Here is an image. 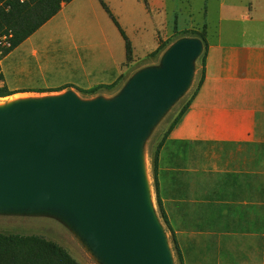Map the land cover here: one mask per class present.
<instances>
[{
  "label": "water",
  "instance_id": "water-1",
  "mask_svg": "<svg viewBox=\"0 0 264 264\" xmlns=\"http://www.w3.org/2000/svg\"><path fill=\"white\" fill-rule=\"evenodd\" d=\"M198 40L171 47L162 70L113 103L74 94L0 112V207L65 209L103 264H172L152 214L139 142L188 87Z\"/></svg>",
  "mask_w": 264,
  "mask_h": 264
},
{
  "label": "rangeland",
  "instance_id": "rangeland-1",
  "mask_svg": "<svg viewBox=\"0 0 264 264\" xmlns=\"http://www.w3.org/2000/svg\"><path fill=\"white\" fill-rule=\"evenodd\" d=\"M102 1L131 41L132 59H127L125 43L100 1L75 0L63 5L49 22L16 49L11 50V44L4 42L0 49V88L6 87L13 93L0 98L4 105L13 100L40 103L70 93L83 103H113L135 77L162 70L174 44L188 39L202 43L200 36L205 32L202 10L207 0ZM221 1L208 0L212 20ZM203 52L204 48L193 63L188 87L149 126L139 142L142 166L144 162L149 166L153 192L149 205L172 264H264V245L248 246L237 239L214 238L209 247L201 226L192 229L195 221H201L203 209H183L189 212L191 232L197 236L180 237V243L176 244L177 238L164 222L158 206L152 172L154 153L197 88ZM165 210L170 220L172 209ZM0 233L43 236L71 250L80 264H102L76 219L62 208L0 207Z\"/></svg>",
  "mask_w": 264,
  "mask_h": 264
},
{
  "label": "crops",
  "instance_id": "crops-1",
  "mask_svg": "<svg viewBox=\"0 0 264 264\" xmlns=\"http://www.w3.org/2000/svg\"><path fill=\"white\" fill-rule=\"evenodd\" d=\"M218 5L213 20L208 0L203 6L209 45L205 81L161 151L159 195L164 209H172L169 222L177 244L180 237H196L191 230L201 226L209 247L214 238L261 246L264 0ZM183 209H203L194 228Z\"/></svg>",
  "mask_w": 264,
  "mask_h": 264
},
{
  "label": "trees",
  "instance_id": "trees-1",
  "mask_svg": "<svg viewBox=\"0 0 264 264\" xmlns=\"http://www.w3.org/2000/svg\"><path fill=\"white\" fill-rule=\"evenodd\" d=\"M74 1L75 0H29L25 3H21L19 0H0V49L3 48L4 42L6 41L11 44V50L16 49L21 44L26 42L30 37H32L47 22H49L61 10L63 5H69ZM99 1L102 8L108 14L114 26L120 33L125 43L127 59L131 60L133 56V46L131 41L106 4L102 0ZM200 38L204 47V52L201 57V78L194 94L181 109L158 144L152 161L158 206L162 218L171 232L173 231L159 195V160L161 151L165 146L171 132L175 129L182 117L185 115L197 97L202 85L204 84L205 67L209 52V45L206 41L205 32L200 36ZM6 51H9V49ZM11 95H13V93L10 92L6 87L0 88V98H6ZM175 243L177 244L176 240ZM177 251L179 259L182 262L181 253L179 252L178 247ZM0 264L80 263L70 254L66 248L54 241L48 240L43 236L0 233Z\"/></svg>",
  "mask_w": 264,
  "mask_h": 264
},
{
  "label": "bare ground",
  "instance_id": "bare-ground-1",
  "mask_svg": "<svg viewBox=\"0 0 264 264\" xmlns=\"http://www.w3.org/2000/svg\"><path fill=\"white\" fill-rule=\"evenodd\" d=\"M19 102H20L19 100H13L11 103L4 105L0 101V112L5 110L6 108L12 107L13 105H15ZM142 173H143V177H144V181H145V187H146V191H147V199H148V202L151 203L153 192H152L151 187H150L149 166L147 165L146 162L143 163Z\"/></svg>",
  "mask_w": 264,
  "mask_h": 264
},
{
  "label": "built area",
  "instance_id": "built-area-1",
  "mask_svg": "<svg viewBox=\"0 0 264 264\" xmlns=\"http://www.w3.org/2000/svg\"><path fill=\"white\" fill-rule=\"evenodd\" d=\"M21 3H25L26 1H29V0H19Z\"/></svg>",
  "mask_w": 264,
  "mask_h": 264
}]
</instances>
